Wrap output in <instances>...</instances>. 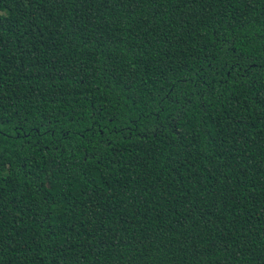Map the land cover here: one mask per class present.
Segmentation results:
<instances>
[{"label": "trees", "instance_id": "trees-1", "mask_svg": "<svg viewBox=\"0 0 264 264\" xmlns=\"http://www.w3.org/2000/svg\"><path fill=\"white\" fill-rule=\"evenodd\" d=\"M0 264H264V0H0Z\"/></svg>", "mask_w": 264, "mask_h": 264}]
</instances>
